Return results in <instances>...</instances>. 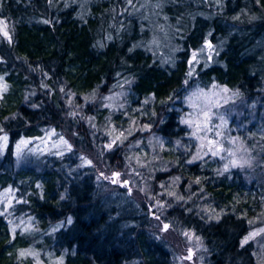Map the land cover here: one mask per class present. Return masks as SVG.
I'll return each instance as SVG.
<instances>
[{
	"label": "trees",
	"instance_id": "1",
	"mask_svg": "<svg viewBox=\"0 0 264 264\" xmlns=\"http://www.w3.org/2000/svg\"><path fill=\"white\" fill-rule=\"evenodd\" d=\"M0 20V194L15 203L0 213V264H37L31 251L38 264H172L154 204L203 239L206 264H262L250 233L264 218V0H0ZM190 80L234 93L237 110L188 125ZM120 91L125 105L105 104ZM108 126L125 133L106 160L146 180L149 205L101 192L84 150ZM50 134L71 149L15 162L19 142ZM226 137L244 166L224 170Z\"/></svg>",
	"mask_w": 264,
	"mask_h": 264
},
{
	"label": "rangeland",
	"instance_id": "2",
	"mask_svg": "<svg viewBox=\"0 0 264 264\" xmlns=\"http://www.w3.org/2000/svg\"><path fill=\"white\" fill-rule=\"evenodd\" d=\"M1 35V34H0ZM186 94L183 99V103L180 108H177V111L182 114L185 121H189L188 125L197 124L199 127L204 128L206 121L212 117V114H217L223 116L227 110L231 112L237 110L238 98L234 93H231L225 89L221 88H209L206 89L200 86L197 81L190 80L186 83ZM5 88L4 82L0 78V95ZM127 91H120L116 94H111L105 98L107 101L105 104L109 103L111 107L117 109L125 105L127 99ZM222 108V109H221ZM179 109V110H178ZM207 114V116L205 115ZM86 123H89L87 119H84ZM108 136H105L102 149L96 150L91 149L93 146L87 147L84 150V153L87 155L88 160L91 161L94 165V168L97 170V175L100 180V190L103 193H111L117 191L118 188L124 187L128 188L130 194L140 203H151L152 198L149 195L150 186L146 184V180L142 177H138L132 172L123 173L119 170H116V163H111L108 159V154L113 152L114 147H121L123 143V134L125 131L119 130L114 131L113 126H108ZM219 128L224 127L221 124ZM262 128V127H261ZM260 128V129H261ZM202 130V129H200ZM203 131V130H202ZM262 136L264 137V127L261 129ZM4 135H0V152L4 154L7 149L8 141L5 142L2 138ZM196 140L199 139V136L196 135ZM227 139V137H226ZM235 138H228V156L227 162L224 163V170H232L238 168L239 166H244L246 158L237 157V151L241 150V147L235 142ZM200 140V139H199ZM22 141L26 143H21ZM19 142V148L14 152L15 162L18 164L23 160V156L30 152L34 154L33 156H38L43 153H64L71 149L69 142L64 138L55 137V135H49L44 140H39L34 144H31V140H22ZM66 142V143H65ZM159 142L161 145L164 143V140L157 138L155 143ZM17 145V146H18ZM111 145V147H109ZM120 145V146H119ZM82 151V149H80ZM230 159V161L228 160ZM233 161L236 163L234 164ZM89 164V163H88ZM91 164V163H90ZM118 173L119 175H114ZM248 182H253L256 180L254 174H249L247 178ZM115 181V182H113ZM264 182V180H263ZM258 187H264V183H255ZM12 191L2 192L0 194V213H4L6 216L10 214L13 206H15L13 200ZM112 198H117V194H114ZM112 201V200H109ZM117 201V200H116ZM114 201V202H116ZM157 210L153 215L155 216V221H157L155 226H152L151 232L153 236L157 237L161 241H165L169 247L172 254V264H206L208 260V251L205 247L203 239L197 235L192 229L187 227L175 228L171 225H168L165 219V211L158 207V204L153 205ZM162 211L163 214L160 215L159 211ZM167 225V228H165ZM250 238L254 240L257 255L260 259V262L264 264V218L258 219L253 224ZM23 256L26 258L29 256L37 264L39 263L40 257L37 253L34 252H23Z\"/></svg>",
	"mask_w": 264,
	"mask_h": 264
},
{
	"label": "snow or ice",
	"instance_id": "3",
	"mask_svg": "<svg viewBox=\"0 0 264 264\" xmlns=\"http://www.w3.org/2000/svg\"><path fill=\"white\" fill-rule=\"evenodd\" d=\"M129 3H131V0H129ZM0 34H2L5 38H7L9 40V42H11V35L9 34V31L7 30V23L6 21L4 20H0ZM209 47H211L209 45ZM193 59H195V54L193 55ZM5 89H6V86H5ZM207 116V114H205ZM185 123H190L189 121H185ZM211 130V129H209ZM5 142H7V136L5 135L3 138H2ZM21 143H26L24 141H22ZM66 143V142H65ZM19 148V145L17 146ZM109 147H111V145H109ZM214 155L218 154V153H213ZM86 163H91V161H86ZM233 163L235 164L236 162L233 161ZM114 175H119L118 173L114 174ZM115 182V181H113ZM70 222V221H69ZM165 228H167V225H165ZM21 255H23V253H21Z\"/></svg>",
	"mask_w": 264,
	"mask_h": 264
}]
</instances>
